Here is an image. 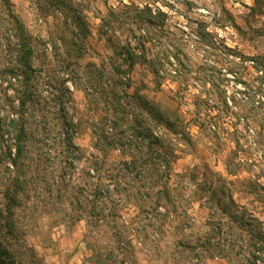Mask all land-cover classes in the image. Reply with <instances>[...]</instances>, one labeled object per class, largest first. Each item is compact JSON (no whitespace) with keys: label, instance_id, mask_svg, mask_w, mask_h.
I'll return each instance as SVG.
<instances>
[{"label":"rangeland","instance_id":"374dc122","mask_svg":"<svg viewBox=\"0 0 264 264\" xmlns=\"http://www.w3.org/2000/svg\"><path fill=\"white\" fill-rule=\"evenodd\" d=\"M8 1L33 37L41 82L71 93L62 114L42 103L34 128L76 129L74 185L92 155L102 171L123 160L94 150L96 129L109 128L106 90L126 91L130 125L152 129L176 155L174 209L157 208L159 188L141 202L132 195L142 181L103 172L114 216L100 226L75 198L49 194L44 165L14 220L16 264L264 263V0ZM73 42L81 59L66 54ZM158 110L173 127L159 125ZM2 185L0 177V196ZM123 189L131 191L115 192Z\"/></svg>","mask_w":264,"mask_h":264},{"label":"trees","instance_id":"16d2710c","mask_svg":"<svg viewBox=\"0 0 264 264\" xmlns=\"http://www.w3.org/2000/svg\"><path fill=\"white\" fill-rule=\"evenodd\" d=\"M72 45L74 48L66 53L67 56L81 59L77 44L73 42ZM129 57L131 62H135L136 57ZM34 60L32 35L15 15L12 4L8 0H0V177L3 184L0 196V264H16V254L9 244L15 229L14 220L18 210L27 202L36 178L47 174L41 169L44 165L49 170V194L54 196L56 192L61 202L75 198L76 202L72 203L75 210L88 214L96 226L110 222L114 216L110 215L112 212L108 214L110 204H113V192L103 183V172L112 178L110 181L131 178L142 181L145 186L141 188L143 192L140 190L132 195L141 202L151 199L152 192L159 188L157 208L174 209V189L171 186L172 165L176 158L174 149L152 129L130 125L122 104L126 91L122 93L112 89L103 92L108 105L106 120L109 128L94 132L98 137L94 150L102 153L105 148H112L120 153L123 160L114 171L110 167L102 171L99 156L92 155L93 167L82 171L86 177H79L83 185H74L76 175L81 174L78 165L82 161L81 151L74 143L76 129H44L40 135V129L34 128L38 125L42 103H47L48 108L54 110L57 106L62 114L65 111L64 108L59 109L62 96L71 93L69 89H58L56 82L42 83ZM154 114L159 125L173 127L167 113L158 110ZM65 125L71 126L68 122ZM36 140H41L43 148L39 150L40 154L33 156L32 143ZM130 191L115 190L122 194ZM258 241L264 244V237ZM215 249L225 252L218 247ZM257 254L263 255L264 249L258 250ZM253 259L260 258L254 255Z\"/></svg>","mask_w":264,"mask_h":264},{"label":"clouds","instance_id":"9594fccd","mask_svg":"<svg viewBox=\"0 0 264 264\" xmlns=\"http://www.w3.org/2000/svg\"><path fill=\"white\" fill-rule=\"evenodd\" d=\"M71 135V133L69 132V136Z\"/></svg>","mask_w":264,"mask_h":264}]
</instances>
